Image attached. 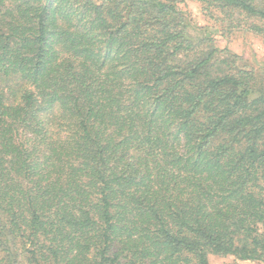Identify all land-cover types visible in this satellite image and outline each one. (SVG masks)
<instances>
[{
	"label": "trees",
	"instance_id": "16d2710c",
	"mask_svg": "<svg viewBox=\"0 0 264 264\" xmlns=\"http://www.w3.org/2000/svg\"><path fill=\"white\" fill-rule=\"evenodd\" d=\"M186 1L0 0V264H264V65Z\"/></svg>",
	"mask_w": 264,
	"mask_h": 264
},
{
	"label": "rangeland",
	"instance_id": "374dc122",
	"mask_svg": "<svg viewBox=\"0 0 264 264\" xmlns=\"http://www.w3.org/2000/svg\"><path fill=\"white\" fill-rule=\"evenodd\" d=\"M181 8L189 15V19L193 23L192 34L194 36L200 34L197 29L207 28L205 33L209 34L220 48L226 47L232 53L240 56L246 64L253 66L254 69H259L264 65V43L259 37L240 29H229L226 23L222 24L206 16L200 4L193 0L186 1ZM208 261L209 264H261L251 261L240 262L231 257L215 256H209Z\"/></svg>",
	"mask_w": 264,
	"mask_h": 264
}]
</instances>
